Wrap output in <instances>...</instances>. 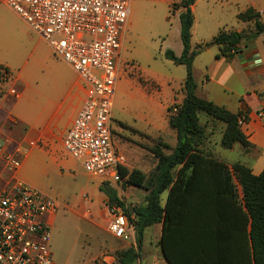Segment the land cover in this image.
<instances>
[{
	"label": "rangeland",
	"instance_id": "374dc122",
	"mask_svg": "<svg viewBox=\"0 0 264 264\" xmlns=\"http://www.w3.org/2000/svg\"><path fill=\"white\" fill-rule=\"evenodd\" d=\"M250 1L196 0L194 3L192 43L194 47L200 46V52L194 60L193 73L199 96L207 97L206 80L210 77V69L216 71V56L221 55L220 46L212 42L213 37L219 29H233L242 23L236 13L243 10ZM0 8L12 25L9 34L0 30V59L6 58L13 65L5 81H14L18 69L26 61L29 67L35 66L33 69L38 74L48 76L53 62L55 70L64 72L65 66L57 63V60L63 59L55 55L49 43L34 32L21 16L14 15L13 10L2 6ZM180 12L181 9H172L171 5L167 7L156 0H132L124 36L121 75L113 103V140L126 157L124 165L130 170L140 168L147 176L153 172L158 160L153 148L159 142H167L171 146L177 142L172 134L175 131L168 123V107L182 101L180 83L185 79L187 69L185 64H177L167 58L165 51L171 49L177 55L182 53ZM26 68L28 66L23 67L22 75H25ZM45 82L51 85L56 80L45 78ZM230 85L240 89L243 83L233 78ZM11 87L20 92L17 84ZM213 88L216 86L213 85ZM174 90L178 94L169 103ZM223 129L224 124L220 121H210L208 124L203 146L214 155H218L216 149L219 148ZM164 151L169 153L171 150ZM225 152L231 154L233 159H246L244 155L239 156L238 149L232 153ZM64 156L70 158V167L50 168L44 172L38 171L32 163L16 154L21 166L16 173L13 172L17 180L57 201L51 237L54 263L117 264L118 252L128 246L129 241L136 244V232L133 225L126 238H118L108 229L96 225L103 218L109 220V201L104 187L115 188L119 197L131 206L143 204L148 190L127 184L123 178L107 180L104 176H94L80 160L67 153ZM166 195L167 191L162 193V203ZM155 241L152 227H146L135 264H153L154 255L160 264H167L154 244Z\"/></svg>",
	"mask_w": 264,
	"mask_h": 264
},
{
	"label": "trees",
	"instance_id": "16d2710c",
	"mask_svg": "<svg viewBox=\"0 0 264 264\" xmlns=\"http://www.w3.org/2000/svg\"><path fill=\"white\" fill-rule=\"evenodd\" d=\"M195 1L172 3V9H181L183 50L180 55L165 51L167 58L187 69L185 95L168 107L177 142H159L153 148L158 160L149 176L140 168L119 166V177L127 184L148 190L143 204L127 205L115 188L104 187L109 205L121 206L136 232V244L118 252L117 264L137 262L145 228L155 223H162L161 249L169 264H264V170L257 174L243 162L230 164L203 146L210 121L224 124L223 147L249 146L250 141L243 130L246 112H233L196 93L193 64L200 46L191 42ZM238 19L252 21L254 30L219 29L212 39L227 59L264 32V21L254 7L238 13Z\"/></svg>",
	"mask_w": 264,
	"mask_h": 264
},
{
	"label": "built area",
	"instance_id": "2783aa9c",
	"mask_svg": "<svg viewBox=\"0 0 264 264\" xmlns=\"http://www.w3.org/2000/svg\"><path fill=\"white\" fill-rule=\"evenodd\" d=\"M55 55L78 74L84 99L63 138L68 155L97 177L119 180L125 155L113 140V103L132 0H7ZM9 70L0 66V80ZM10 92L19 93L11 87ZM0 139V149L3 148ZM5 169L21 162L2 155ZM108 231L126 238L133 224L121 206H107ZM57 201L13 177L0 190V264H55L51 250Z\"/></svg>",
	"mask_w": 264,
	"mask_h": 264
},
{
	"label": "crops",
	"instance_id": "0c3cea01",
	"mask_svg": "<svg viewBox=\"0 0 264 264\" xmlns=\"http://www.w3.org/2000/svg\"><path fill=\"white\" fill-rule=\"evenodd\" d=\"M156 1L169 7L173 2L179 0ZM1 6L7 7L10 11L13 10L8 5L7 0H0ZM248 7H254L258 10L261 20L264 21V0H251L241 11L246 10ZM194 9L193 5L192 10ZM241 11L236 13L237 19L238 13ZM12 13L20 17L17 12ZM238 20L242 23H238V26L233 29L226 30L248 31L254 29L252 21ZM194 24L195 16L192 29ZM11 29L12 25L0 8V30L4 34H9ZM263 35L264 32L260 33L255 39L243 43L241 51L231 59L226 57L225 59L223 56L216 57V71L210 69V77L207 78L205 84L208 86L205 89L207 92L206 98L213 100L218 105L226 106L233 112L242 110L248 115V121L243 124V130L248 136L250 145L244 146L236 143L232 148H225L220 141L219 148L216 149V154H218L216 156L230 164L237 161L243 162L257 174L264 170ZM16 56L21 59L19 54ZM52 60L56 61L55 58ZM27 63L28 61L22 65V68L18 69L14 81L0 80V139L4 143L3 148L0 149V190L12 180L16 173L5 169L2 159L4 152H13L15 155L20 154L23 160L32 163L38 171L46 172L50 168L62 169L71 166L70 158L64 156L67 152L63 147V138L84 99L85 93L80 77L64 60H57V63L65 66L64 72L55 70V62H53V68L47 73L48 76L43 75V73L38 74L35 68L33 69L34 65L29 67ZM0 66L6 67L11 72L13 65L5 58L0 59ZM27 66L25 75H22L23 67ZM56 76L58 78H55ZM45 78L55 79L56 83L49 85L45 82ZM233 78L243 83L242 88L237 89L230 85V80ZM183 82L184 80L180 83L182 99L185 95L182 89ZM12 84L18 85L20 90L18 96L10 92L9 87ZM213 85L216 86L215 89ZM175 94H178V92L176 93L174 90L169 103L175 100ZM144 133L148 134L147 132ZM172 134L174 140L177 139L176 131ZM236 149L239 151V156L244 155L246 159H240L239 157L233 159V157H230L231 154L225 152L226 150L232 153ZM107 224L108 219L106 218H103L100 224L96 223L101 229H107ZM148 227H152V234L156 238L154 244L165 259L161 249L162 223H155ZM132 244L129 241L128 246ZM153 260V264H160L157 256L154 255ZM165 261L169 264L166 259Z\"/></svg>",
	"mask_w": 264,
	"mask_h": 264
},
{
	"label": "water",
	"instance_id": "95a60500",
	"mask_svg": "<svg viewBox=\"0 0 264 264\" xmlns=\"http://www.w3.org/2000/svg\"><path fill=\"white\" fill-rule=\"evenodd\" d=\"M164 254V253H163ZM164 257H165V255H164ZM166 259V258H165ZM167 260V259H166ZM169 263V262H168Z\"/></svg>",
	"mask_w": 264,
	"mask_h": 264
}]
</instances>
